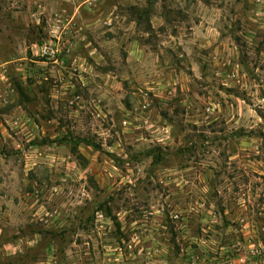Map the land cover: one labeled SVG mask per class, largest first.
<instances>
[{"label":"rangeland","instance_id":"rangeland-1","mask_svg":"<svg viewBox=\"0 0 264 264\" xmlns=\"http://www.w3.org/2000/svg\"><path fill=\"white\" fill-rule=\"evenodd\" d=\"M0 264H264V0H0Z\"/></svg>","mask_w":264,"mask_h":264},{"label":"crops","instance_id":"crops-1","mask_svg":"<svg viewBox=\"0 0 264 264\" xmlns=\"http://www.w3.org/2000/svg\"><path fill=\"white\" fill-rule=\"evenodd\" d=\"M68 1H70V2H72V3H76L77 5H80L83 1H85V0H68Z\"/></svg>","mask_w":264,"mask_h":264}]
</instances>
